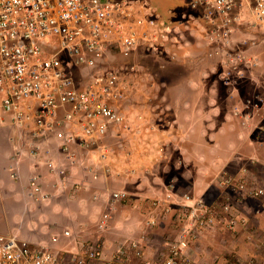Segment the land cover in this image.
<instances>
[{
  "label": "built area",
  "instance_id": "obj_1",
  "mask_svg": "<svg viewBox=\"0 0 264 264\" xmlns=\"http://www.w3.org/2000/svg\"><path fill=\"white\" fill-rule=\"evenodd\" d=\"M193 2L194 7L203 9L210 58L224 55L232 66H241V74L260 67L261 60L248 53L253 38L234 40L233 35L243 27L264 28V0ZM125 4L126 0H0L1 107L13 124L27 130L34 140L55 136L60 141V151L70 161H76L79 156L73 145L85 151H101V161L109 158L103 139L113 125L118 126L125 119L120 103L128 97V92L121 73L105 64L109 54L118 52L130 57L144 44L157 50L160 45L152 42L168 39L166 34L158 32L156 19L136 17ZM79 67L87 70L88 79L77 76L75 69ZM254 101L255 111H264V96ZM19 152L17 155L23 154ZM41 152L36 146L28 153L37 168L29 179V187L37 201L45 202L52 197V192L45 190L40 181ZM47 164L67 180L69 172L63 163L55 164L52 158ZM19 176L16 167L12 177ZM224 183L231 185L232 176ZM238 187L252 197L264 196V185L251 173L238 182ZM125 196L123 191L112 192L111 205ZM183 206L186 208L182 216L195 224L182 229L162 259L147 260L146 264H203L193 258L191 241L196 227L212 226L218 216L200 199ZM225 209L231 213L232 206L228 204ZM231 215L227 225L234 229L236 214ZM110 219V212H105L100 227L107 228ZM239 222L246 224L247 218L240 217ZM156 223L155 219L148 222L149 225ZM72 236V231L66 229L54 234L51 243ZM51 243L37 245L18 234L0 233V264H62L61 253ZM133 248L141 257V250L136 245ZM125 251L121 248L103 264H125ZM67 252L72 264H101L104 256L97 241L88 242L86 247L79 243ZM261 252V259L253 257L243 264H264V239Z\"/></svg>",
  "mask_w": 264,
  "mask_h": 264
},
{
  "label": "rangeland",
  "instance_id": "obj_2",
  "mask_svg": "<svg viewBox=\"0 0 264 264\" xmlns=\"http://www.w3.org/2000/svg\"><path fill=\"white\" fill-rule=\"evenodd\" d=\"M154 1L151 0L155 7H153L151 3L149 4L147 0H126L125 6L132 15H136V17L148 16L150 19H156L162 14L167 15L170 11V15L173 14L175 18L170 16L166 17L169 20V29L164 28V26L159 23L162 21L158 22L156 28L167 36L172 32L173 40H177L176 42H179L181 45H184L181 42H188L190 44V42L193 41L188 39L186 31H188L187 33H191L193 38L198 39L202 29L201 22L197 20V17L202 14L203 9L201 6L194 7L193 0H159L164 1L162 5ZM202 22L203 25L206 26L203 20ZM179 27L181 30H179ZM260 29L264 31L263 27H243L242 31L235 32L233 37L234 40L254 38L250 41L252 43L249 49L255 45L253 52L258 56L264 57V33L261 32ZM197 30L199 33H196ZM175 41L173 43H175ZM160 43H162V39ZM162 52L165 51L161 50L159 47L157 50L153 49V55H145L146 52L143 49H138L130 57H125L118 52L109 54V61H106L105 64L108 68L115 69L121 73L120 75H122V81L126 85L125 88L127 89L128 97L120 103V108L125 114L124 121L118 125L115 135L111 138V142H106V140L102 142L103 146H105L104 148L107 150L109 158L105 161H100V167L109 174V177L112 175L121 177L119 185L123 187L129 184L130 186H136L138 189L139 186L141 195L149 189L153 190L155 188H157V193L161 192L163 187H165V183H168V181L170 189L172 187L178 188L176 190L178 192H175L173 200L171 203H168L169 206L164 205L166 200L164 199L163 201L160 195H158L157 200H155L157 202L162 201L159 206H164L162 207V211H165L164 214H161V218L155 226L156 229H152L154 233L155 230H157L159 233H157L156 236H160L161 238L156 241L154 246L155 250L159 252L156 258L162 259L164 255L167 254L171 243L178 238L179 233H181V230L185 228V226L195 224V222L188 221L187 218L185 219L182 215L186 208L183 205L194 200L196 201L197 199L203 200L209 205H216L218 220L212 226L196 227L195 231L197 233L194 236L196 242L195 249L203 247V249L206 250L205 245L209 244V237L211 236H232V233H238L235 235V238H239V234H243L246 236V242L249 243L251 231L249 232L248 230L252 228L251 226H249L248 230H241V228V231H238V229L232 231L228 229L226 224L231 220V214L234 213L235 215L236 208L238 209L237 201H258L245 191L241 192L238 187V182L248 178L249 173H251L254 175V179L264 185V163H261L262 159H264V111L256 112V109L252 107V102H255L254 100H257L258 96H264V60H262L263 68L261 67L262 65H260L262 69L259 67L251 73L249 70H246L241 74L239 73L241 66H232L233 63H230L228 58H225L224 55H220L217 56L219 66L220 68L223 67L224 70H218V73L216 72V76H214L208 75L207 72L209 70H207V72L204 71L206 68L210 69L211 65L209 61L204 60V56L201 55L202 51H188L191 56H197L198 64L199 60L205 63L201 65L203 69L202 72V69H198L197 65H193L188 59L184 60V63L180 62V65L177 60L174 62H167L159 57L163 56V54H161ZM250 55L255 56L253 54ZM77 70H82V67H79ZM84 72L87 71L84 70ZM162 74L168 76V79L171 80V84L180 82L177 79L179 74H186L187 78L191 79L187 81L188 89L193 88L194 85L201 87L203 82H205V88L211 90L212 93H214V89L216 88L219 90L220 96L218 99L211 98L209 92L199 98V103L196 104L201 106L202 113L200 115L204 118H202V122L206 119V122L211 125L212 121H210V119L212 118L215 120L213 128L216 130V135L215 132H213L211 141L206 137L209 130L208 128H210L206 126V124H202L198 129H194L191 140L187 138L185 140L184 137H180V135H178L180 133L179 130L172 129L173 132H168L159 125L158 122L161 120V116H163V113H159L161 111L160 107L163 106L161 102H167L169 106L177 108L180 106L179 101H181V97L178 94L172 95L171 97H163L162 93L167 85L161 82V80L159 81ZM220 75H223V78H219ZM174 88L178 89V84L175 85ZM184 100L191 103L189 106H191L190 111H192L193 97H186ZM139 107L140 112L137 111ZM233 110H236V112L233 113ZM247 115H250L248 119ZM241 119L245 121L246 125L243 126V128L246 130H242L240 127L239 120ZM246 120H248V122ZM248 123L250 126H247ZM175 126H177V124H175ZM156 128H159L157 129L159 135H154V129ZM21 132L26 133V136H30L27 130L24 131L23 129H19L13 124L10 115L1 108L0 104V233L6 235L12 234V231H17L19 229L17 225L19 219L12 214L14 212L17 213L18 210H12L11 204L9 202L7 204V199L5 198L9 195L11 196L9 191L12 190L11 188L17 187V183H19L20 180L23 179L22 181L29 183V181H27L28 177L22 174L23 172L21 169H19L20 176L18 179L12 177V169L17 167L19 161H14L12 163L13 166H11L9 160V157L12 155L11 151L15 149L17 150L16 152L19 150L24 154L23 147L19 149L16 148V141L21 136ZM242 133L244 134L243 137L240 136ZM176 136L178 138H183L187 143L192 141L196 142L199 136L201 139V147L195 150L196 153L193 154V151L190 150L193 147H184L182 144H184L185 141L183 139L176 140ZM28 142L29 140H25V144H28ZM214 142L216 148L211 150V145ZM163 147H165V149H163ZM29 151L30 149L27 150L28 153ZM98 153L100 154L101 151ZM191 154L193 155L192 157L189 156ZM197 156H200V162L196 159ZM17 157H19V155ZM28 158H31L29 154ZM78 161L79 160H77V162ZM43 163L46 165L44 166L46 172L42 173L46 177V186H50L55 182V179L58 178V172L56 174L55 171L48 168L47 160ZM76 165L77 164H74L75 167H71V170L70 166L65 164L63 166H66L69 175L72 177V170L74 171ZM94 166L96 169H99L97 164ZM48 170L50 174L55 172L53 173L54 175H50L49 172H47ZM258 171L259 176L257 174ZM138 174L144 176L139 177ZM191 174H193L194 177ZM31 176L32 174L30 173L29 178ZM231 176L233 177V183L231 185L224 183V181ZM72 178L74 179V177ZM172 179L175 181H172ZM24 182L23 184H25ZM21 184L20 182L19 185L21 186ZM112 185L117 187L115 182H112ZM160 186L161 188L159 189ZM188 189L190 192H188ZM59 192L60 191L56 192L55 196L52 193V197L45 202L60 201L62 204L61 206L68 207L69 205L67 202L70 203L71 201L67 200L71 198V194L67 195L65 192L59 194ZM180 196L183 198L182 201H180ZM189 197L190 199H188ZM34 200L37 201L36 199ZM38 203L44 202L38 201ZM39 204H37V207L46 205ZM228 204L232 206V209H230L231 213L225 209V206ZM21 206H24V204ZM33 207L34 206H32V208ZM43 208L45 211L47 207ZM241 214L242 212L239 211L238 215ZM29 215V217H36V213L34 212L29 213ZM248 221L247 218V223ZM62 222L60 225L56 226L58 229L66 228L67 224H63ZM33 223L36 224V228H38V222L33 221ZM39 229H42V227L40 228L39 226ZM45 232H48V228H46ZM46 238L49 240L50 236L46 235ZM71 238L72 239L63 238L53 247L61 254L65 252V255L62 257L63 264H71L67 250L78 245L77 241H73L74 238ZM254 239L256 240V235ZM49 242L51 243V241ZM252 242L253 244L255 243L253 240ZM165 243H168V247L165 246L166 249L164 248L163 253H161L162 250L160 246ZM244 244L245 241L242 247ZM261 245L255 246V248L257 247L256 249L259 250L260 247L261 250ZM233 247L234 250H236V245ZM207 253L209 252H203L204 255L201 254L199 258L192 256L196 259H205L209 264L210 257H208L209 254ZM235 253L236 252L230 255V262L232 264H243L244 261L252 257H261V255H253L243 258ZM222 263L224 264V260Z\"/></svg>",
  "mask_w": 264,
  "mask_h": 264
},
{
  "label": "crops",
  "instance_id": "obj_3",
  "mask_svg": "<svg viewBox=\"0 0 264 264\" xmlns=\"http://www.w3.org/2000/svg\"><path fill=\"white\" fill-rule=\"evenodd\" d=\"M202 14L198 16L199 19L197 17V20L201 22V27H202L201 34L199 33L198 30L196 31V33L198 32L199 36L201 37L198 36V39L193 38L191 36V33H187L188 31H186L188 39L193 41H191L190 44L188 42H181L182 44H184L181 45L179 42H176L177 40L176 41L173 40L172 38L173 33L171 32V34L168 35V39H166L164 43L161 44L160 48L165 52H162L161 54H163V56H159V57L166 60L167 62H174L177 60L178 64L180 62L184 63V60L188 59L189 62L193 63V65L194 64L197 65L198 69H202L201 65L205 63H202V61L199 60V64H198L197 56L196 57L193 55L191 56L190 53L188 52L190 50L202 51L201 55L204 56V60L209 61L211 65L210 69L206 68L204 71L207 72V70H209L207 72L208 75L216 76V72L218 70L223 69V67L220 68L218 58L215 59L210 58L208 56V53L206 55L208 44H207L206 30L202 22L203 20ZM168 28L169 25L167 26L166 29ZM179 30H181L180 27ZM158 32L160 33L159 29ZM174 41L175 43H173ZM147 45H148V50H150L151 49L149 47L150 45L148 43ZM254 46H252L248 50V52L250 54L255 55L261 60V65H262L261 67L263 68L262 60H264V57L258 56L253 52V49L255 48ZM139 49H143V48H139ZM153 54H154L153 50H151L149 53L146 52L145 55H153ZM83 69L87 71L85 68H82V70ZM82 70L78 71L77 69H75L77 76L78 74L79 77L80 76L85 77L87 75V73L84 72V70L83 71ZM202 71L203 69L201 70V72ZM219 78H222V76H220ZM177 79L180 81L179 83L171 84L170 83L171 80L168 79V76L166 74H162L159 78V81L161 80V82L166 83L167 85L165 89L163 88L164 91L162 94L164 98L169 96L171 97L172 95H177V94L181 97V101H179L180 106L177 107L178 109L173 106H169V103L167 102L164 101L161 102V105H163L160 107L161 111L159 112V113H163V116H161V120H160L162 124L161 126L164 128V130H167L168 132L169 131L173 132L172 129L179 130L180 133L178 135H180V137H184L185 140L186 138L188 140H191L192 132L194 131V129L196 128L198 129L199 127L202 126V124L203 125L206 124V126L210 127L208 128L209 130L206 137H208L209 140L211 141L212 140L211 136L213 132H215L216 135V130L213 128L214 127L213 124L215 120L212 118L210 119V121H212L211 125H209L206 122V119L204 122H202L201 120L203 116L200 115L202 113L201 106L196 104L199 103L198 102L199 98H201L206 93L208 94L209 92L211 98L213 97L218 99L220 96L219 90L216 88L214 89V93H212L211 90L205 88V82H203L201 87L194 85L193 88L188 89L187 81L191 79L187 78L186 74H179V77ZM78 82H79V86H81L80 81ZM177 84L179 86L178 89L174 88V86ZM190 96L193 97L192 111H190L191 106H189L191 105V103H188L186 100H184L186 97H190ZM137 111L140 112V107L137 108ZM234 112H236V110H233V113ZM164 118L165 120L163 121ZM241 120H239L240 127L242 130H246L243 128V126L246 125L245 121L243 119ZM175 124H177V126H175ZM247 126H250V124L248 123ZM117 127L118 126L113 125L103 140H106V142H111V138L115 135V132L117 131L116 130ZM157 129L159 128L154 129V133H155L154 135H159ZM26 135H27L26 133L21 132V136L16 141L17 144L16 148L19 149L23 147L24 154H21L19 157H17L18 156L17 153L19 152V150L18 152H16L17 151L16 149L14 151H11L12 155L9 157L11 166H13L12 163L14 161L16 160L19 161L18 163L19 166L17 164V167L22 170L23 172L22 174L26 175L28 177L27 181H29L30 173L31 174L34 173L37 170V168H35V162L33 160L31 161L32 158H28L27 150L28 149L31 150L33 147L36 148V146H39L40 150L42 151L41 163H38L39 165L38 171L41 174V180H40L41 184L43 185L45 190L47 189V191L54 193V196L55 193L58 191H60L59 194L64 192L67 195L71 194L70 195L71 198L67 200V201L70 200L71 202L70 203L67 202V204L69 205L68 207L67 206L63 207L61 206L62 204L60 201L53 200L54 199L53 196L52 200L54 202L40 203L41 205L46 204L43 206V207H47L44 211L43 207H37V204L39 203L38 201L34 200L35 198L31 191V188L29 187V183L22 181L23 179L20 180L19 183H17L18 184L17 187L11 188L12 190L9 191L11 196L9 195L5 198L7 199L6 200L7 204L8 202L11 204L12 210L13 209L18 210L17 213L14 212L12 214L14 215V217L19 219V223L17 224L19 226V229L17 231L15 230L12 231V234H18L20 237L28 239L32 243L37 245H44L43 243H45V245H49L50 243L49 241H51V237L54 234H60L62 233V230L69 229L73 233V238H74L73 241L76 240L77 244H79V242L83 240H90L94 242L97 241L101 243V246L104 250V256L101 261L102 262L101 264H103L106 261H110L121 248L126 249L125 253L123 254L125 264H146L147 260H152V261L159 260L158 257L156 258V255H158L159 252L155 250L154 246L156 244V241L161 238L160 236H156L157 233L159 232L155 230L154 233L152 229L153 228L156 229V228L151 227L148 224V222L149 219L150 220L155 219L157 220L158 223L161 218V214H164L165 212L162 211V207L164 206L162 207L159 206L162 201L158 204H154V201L157 200L158 195L161 196L163 201L164 199L166 200L164 205L169 206L168 203H171L175 192H178L176 191L178 188L172 187L170 189L168 186L169 183L168 181V183H165V187H163L161 192L157 193L156 190L157 188H155L153 190L149 189L148 191H146L144 194L141 195V192L139 191L140 187L138 185H137L138 189L136 188V186H132V185L130 186L129 184L123 187L122 185H119L120 183L119 181H121L120 180L121 177H116L113 175L111 177L108 176L109 174H107V172L100 167L101 160L99 157V153L96 149H90L85 151L79 146L73 145V148L79 152V156L77 157V160L79 161L78 162L77 160L70 161L60 151V141L57 140L55 136H52L51 138L48 139L34 140L32 136H26ZM240 136L243 137L244 134L242 133ZM181 139L183 138H178L176 136V140H181ZM204 139L208 140L206 138ZM25 140H29L28 144H25ZM192 142L187 143L185 141L184 144L182 145L186 148L188 146L189 147L192 146L193 148L190 150H192L193 154H195L196 153L195 150H198L200 149L199 147H201V139L198 136L196 142L195 141L193 143ZM215 148L216 147L214 142L211 145V150ZM163 149H165V147H163ZM189 156L192 157L193 155L191 154ZM52 158L55 164L60 165V163H63L67 166H70V170L71 167H75L74 164H77L76 168L75 169L73 168L74 171L72 170V177H74V179L69 174H67V180L64 181L62 177L56 172L58 178L55 179V182H53L52 185L46 186L47 185L46 177L43 175V173L46 172L44 168V166L46 165L43 162H45L46 160L47 162H49V160H51ZM196 159L199 162L201 161L200 156H197ZM261 163H264V159H262ZM96 164L98 165L99 169L95 168L94 165ZM11 166L10 168L12 169ZM47 172H49V170ZM53 173L55 172H52L51 174L49 172L50 175H54ZM257 174L259 176V171ZM191 175L193 176V174ZM138 176L140 177L144 175L138 174ZM147 176L151 177L150 175ZM62 181L64 182V185L61 184ZM172 181L175 180L172 179ZM20 182L22 183L21 186L19 185ZM23 182L25 184H23ZM112 182H115L117 187H114L112 185ZM160 188L161 186L159 187V189ZM119 190H123V192H127L129 194L128 197L125 198L124 200H119L115 202L114 205H111V193ZM188 192H190L189 189ZM253 198L258 201H254V202L249 200H243L240 202L237 201L238 209L236 208V213H235L236 224L234 229H238V231H241V230H248L249 226L252 227L248 230L249 232L251 231L249 235L250 236L249 243L246 242V236H244L243 234H239V238L238 237L235 238L236 237L235 235L238 233L236 234L232 233V236L228 235L223 237H218V235H215L209 237V244L207 245L205 243L206 250H204L203 247L195 249L196 242L194 240L195 237H193L192 245H191L192 255L194 257L199 258L201 254L204 255L203 252L208 251L209 252L207 253L209 254L208 257H210L209 264H220V263L223 264L222 263L223 260H224V264H232L230 262L231 260L230 255H232L234 252H236L235 254H238L243 258L249 256L251 257L253 255H261L262 257L261 244L264 239V196L259 197L260 199L257 197L256 198L253 197ZM182 199L183 198L181 197L180 201H182ZM22 204H24V206H21ZM32 206L34 207L32 208ZM239 211L242 212L241 215H238ZM31 212L36 213V217L34 216L29 217L30 216L29 213ZM105 212H110L111 219L109 221L108 227L105 229H101L99 227V223ZM240 217H245V218L247 217L249 220L248 223L244 225L243 223L239 222ZM33 221L38 222L37 223L38 228H36V224H34ZM61 222L63 224L64 223L67 224L66 228L58 229L56 227L60 225ZM39 226L40 228L42 227V229H39ZM226 226L228 227L227 224ZM46 228H48V232H45ZM234 229H230V230L234 231ZM46 235L50 236L49 240L46 238ZM255 235H256V240L254 239ZM63 238H67V237H61V240ZM252 240L255 242L254 244ZM244 241L245 244L242 247ZM55 244L54 243L51 244L52 248L55 247ZM133 245L138 246L142 250L141 257H139L136 254V250L133 249ZM234 245H236L235 247L236 250H234L233 247ZM259 245H261V250L260 247L259 250L256 249L257 247L255 248V246H259ZM165 246L168 247V243H165L164 245L160 246L162 250L161 253H163ZM64 255L65 252L64 254H61V257H63ZM68 256L70 255L68 254ZM261 257L259 258L254 257V258L259 260L261 259ZM68 258L70 261L71 257ZM199 260L203 264L206 263L208 264V262L205 261V259L203 260L199 259ZM62 264H63V260H62ZM71 264H72V260H71Z\"/></svg>",
  "mask_w": 264,
  "mask_h": 264
},
{
  "label": "trees",
  "instance_id": "obj_4",
  "mask_svg": "<svg viewBox=\"0 0 264 264\" xmlns=\"http://www.w3.org/2000/svg\"><path fill=\"white\" fill-rule=\"evenodd\" d=\"M110 1H124V0H110ZM148 2H149V4L151 3V5L153 6V7H155L153 4H152V2H151V0H147ZM154 1V0H153ZM154 2H156V3H159V4H163L164 3V1H159V0H155ZM155 9V8H154ZM156 10V9H155ZM164 14H162L161 16L159 15V17L158 18H156V21L157 22H159V21H162V22H159L161 25H163L164 26V28H167V26H168V24H169V20L166 18L167 16L169 17H173V14L172 15H170V11H169V13H167V15H164ZM161 18H164V19H161ZM173 18H175V16L173 17ZM174 22V21H173ZM165 40H163L162 39V43L164 42ZM153 44H159L160 45V47H161V44L162 43H160V39H158L156 42H152ZM142 48H143V50L145 51V52H147V53H149L151 50H153V48L152 47H150L151 49L150 50H148V45L147 44H144V45H142L141 46ZM221 73L222 74H224L222 71H221ZM220 73V74H221ZM221 76V75H220ZM222 78H223V75H222ZM165 120V118L163 119V121ZM159 123V125L161 126L162 124H161V121L160 122H158ZM233 178V177H232ZM123 191V190H122ZM128 193L126 192V196L124 197V198H127L128 197ZM261 197H263V196H261ZM259 198V197H258ZM203 201V200H202ZM205 204H207L205 201H203ZM208 206H210L213 210H214V214L216 215V216H218V210L216 209L217 208V206L216 205H209V204H207ZM150 220V219H149ZM157 225V223L155 224V225H150L151 227H155ZM197 232L195 231V234H196ZM88 242H93V241H90V240H83V241H81V242H79L80 244L82 243V246L83 247H86L87 246V244H88ZM191 245H192V241H191ZM141 256H142V252H141ZM124 260V259H123Z\"/></svg>",
  "mask_w": 264,
  "mask_h": 264
},
{
  "label": "clouds",
  "instance_id": "obj_5",
  "mask_svg": "<svg viewBox=\"0 0 264 264\" xmlns=\"http://www.w3.org/2000/svg\"><path fill=\"white\" fill-rule=\"evenodd\" d=\"M2 108V107H1ZM40 162H41V159H40ZM47 166H48V164H47ZM119 191H122V190H119ZM125 198H123V199H121V200H124ZM155 202L156 201H154V204H155ZM101 221V220H100ZM150 221V220H149ZM157 222V221H156ZM99 227H100V223H99ZM101 228V227H100ZM101 229H103V228H101ZM63 232V231H62ZM73 237V236H72ZM138 247V246H137ZM141 250V249H140ZM141 252H142V250H141ZM103 253H104V250H103Z\"/></svg>",
  "mask_w": 264,
  "mask_h": 264
}]
</instances>
